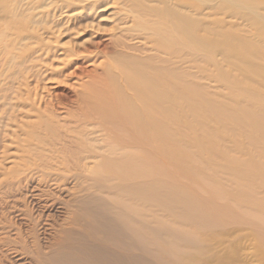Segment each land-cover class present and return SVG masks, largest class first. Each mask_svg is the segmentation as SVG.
Returning <instances> with one entry per match:
<instances>
[{
	"label": "bare ground",
	"instance_id": "6f19581e",
	"mask_svg": "<svg viewBox=\"0 0 264 264\" xmlns=\"http://www.w3.org/2000/svg\"><path fill=\"white\" fill-rule=\"evenodd\" d=\"M262 142L264 0H0V264H264Z\"/></svg>",
	"mask_w": 264,
	"mask_h": 264
},
{
	"label": "rangeland",
	"instance_id": "374dc122",
	"mask_svg": "<svg viewBox=\"0 0 264 264\" xmlns=\"http://www.w3.org/2000/svg\"><path fill=\"white\" fill-rule=\"evenodd\" d=\"M103 7V6H102ZM104 8V7H103ZM108 9H103L101 11L98 12V14H96L95 16H98L99 14L101 13H104V15H106L109 11H107ZM63 16L66 17L65 13L62 14ZM61 15V16H62ZM101 17V16H100ZM104 20H102V24H108V22L110 21V19L106 16H103ZM97 19H99V17H97ZM95 27H97V23L93 22L92 23ZM89 29V28H88ZM95 31V29H89V30H86L84 32H82V34L78 35L77 36H73L72 38V41L74 43H83L85 42L86 44H88L91 40V37L96 35L97 33L93 32ZM99 34L98 35H105L108 31V27L105 25V26H98V30H96ZM90 32H93L92 35H90L89 33ZM61 37V36H60ZM60 41H65L67 40V38H63L61 37ZM100 61H103V62H107L109 61L108 58L106 57H101L99 58ZM58 79H51L50 82L47 83V87L51 89V91H62L64 89L67 88V84L68 82H70L71 78L68 77L64 80V83L63 82H57ZM67 82V83H66ZM55 89V90H54ZM225 123H227V126L229 129H233V133L231 131L226 130L223 128V124L220 123V122H215V123H212V126L218 131L221 133V135H223L225 138H231V139H235L237 141H239V143H241L244 147V149L246 148L247 150L250 149L252 151V147H250V145L245 141L244 139V134L242 129L236 125L234 122H231L230 120H226ZM254 134V137L257 138L259 140V136L256 134V133H253ZM264 145V142H262ZM260 145V144H258ZM253 240L250 238V237H247V238H243L241 240H239V242L237 243V246L234 248L235 249V253L238 255L239 259L241 258V262H239V264H260L259 260L257 259L258 258V255L256 254L255 252V247L253 245ZM245 260V262H244ZM17 264V263H16ZM238 264V263H237Z\"/></svg>",
	"mask_w": 264,
	"mask_h": 264
}]
</instances>
